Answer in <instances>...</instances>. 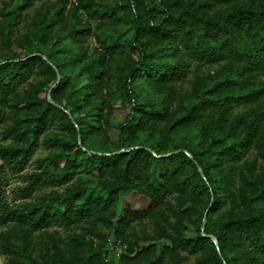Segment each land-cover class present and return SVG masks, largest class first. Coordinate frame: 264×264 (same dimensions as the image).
Here are the masks:
<instances>
[{"label": "trees", "instance_id": "trees-1", "mask_svg": "<svg viewBox=\"0 0 264 264\" xmlns=\"http://www.w3.org/2000/svg\"><path fill=\"white\" fill-rule=\"evenodd\" d=\"M20 1L1 12L0 45L8 50L0 53V135L10 142L0 144V160L20 172L43 139L52 153L38 159L21 192L62 190L18 206L0 194L9 264H115L103 250L106 233L124 245L116 264H187L190 256L196 264H264V0H80L87 18L100 22L94 32L69 0H55L18 35L34 0ZM88 34L100 48L73 52L70 43ZM193 61L219 67L181 94L177 84ZM70 64L79 65L74 75ZM115 71L126 87L165 93L118 102L110 91ZM35 73L44 76L38 84L30 82ZM119 105L130 110L114 148L106 130ZM239 105L250 107L235 114ZM131 191L148 207L121 212ZM144 221L151 234L136 228ZM61 225L82 226L103 242L94 247L78 233L60 241L47 228Z\"/></svg>", "mask_w": 264, "mask_h": 264}, {"label": "rangeland", "instance_id": "rangeland-1", "mask_svg": "<svg viewBox=\"0 0 264 264\" xmlns=\"http://www.w3.org/2000/svg\"><path fill=\"white\" fill-rule=\"evenodd\" d=\"M10 0H0V22L4 20V16L1 14L2 10L4 8H7L8 2ZM21 2L20 0H18ZM55 0H34L33 4L28 7L23 12V21L22 23L17 27V31L15 32L18 35H22L27 32L28 26L30 22L32 21L33 17L37 13V11L44 7L47 2H54ZM96 4L106 5L113 3L117 0H93ZM80 0H69L68 1V8H76L79 15L84 19L87 20L92 27V31L94 32L95 29L98 27V24L100 23L97 19H89L87 18V15L85 14L84 10L79 6ZM99 42L96 39V36L94 34H88L84 41L81 44H73L70 43V47L73 50V52L80 54L83 51H87L88 54H93V52L96 49H99L100 47ZM8 47L1 44L0 45V53L7 52ZM126 51H128L126 49ZM79 65L72 66L71 64L67 66V69L69 71L70 75H74V72L77 70ZM218 64H202L198 61H193L189 70V73L187 77L177 84V91L181 94H187L190 93L193 88V81L196 77L200 75L207 74L209 72H212L216 69H218ZM44 79V76L41 73H35L32 78L30 79V82H33L35 84H38L41 80ZM260 79L264 81V74L260 76ZM26 87L28 85L26 84ZM25 87V88H26ZM110 91L112 96H115L118 100V102L124 101L127 102L129 99L137 98L139 100H157L159 99L165 92L164 91H157L153 88H149L146 85L136 83L133 87H126L124 83V78L121 76V74L118 71L113 72L112 82ZM44 94V93H43ZM180 98H176L173 101V107H177L179 103ZM250 107V105H239L236 106L233 109V112L239 113L247 110ZM130 110V107L125 108L122 106H118L115 110V114L112 118V123L109 128H107V139L108 142L111 145V147L116 148L117 142H118V127L120 124L124 121L128 111ZM203 119H206L207 116H203ZM57 130L61 131L60 126L57 124ZM59 126V127H58ZM192 130V129H190ZM190 130H187L190 131ZM191 132V131H190ZM192 134V133H191ZM190 134V135H191ZM99 136H97V140H99ZM10 142V139H3L0 135V144H8ZM52 153V149L49 148L45 143L44 140L41 139V142L34 152V155L32 156V159L29 163V165L22 171L16 172L12 168L3 166L1 160H0V194L3 196V201L8 203L10 206H18L22 205L26 201L35 202L39 199V197L45 193L50 192L53 189L62 190L61 187H54V186H41L38 189L34 191V193L30 197H24L21 192V187L25 186L29 182L28 174L31 172L37 170V163L39 158L46 157L48 154ZM167 157V156H166ZM2 200H0V203ZM149 200L138 194L135 191H131L126 193L121 201V212L125 206H130L131 208L135 210H143L148 207ZM1 205V204H0ZM188 229L187 232H192L195 227L197 226V221H188L187 222ZM141 227H145L146 231L148 233H152L153 228L152 224L149 221H144L142 224L138 223L136 228L140 229ZM50 232L56 233V236L58 240L65 241L68 239L70 235L73 233L83 234L87 240L94 246L99 248L102 244V240L98 235H95L92 233V231L83 228L82 226H51L47 228ZM7 230V226L4 224H0V233L2 231ZM42 231L37 232V234H40ZM109 236V240L107 241L106 245L103 247L104 252L106 253V256L108 260L111 263H118L120 253L122 251V248L124 245L119 242L115 238L114 235L111 233H106ZM152 242L157 243L158 245L163 243V240H153ZM142 244L146 245L147 243L142 242ZM0 264H9V256L4 253L0 247ZM187 264H196L195 260L192 256H190L187 260Z\"/></svg>", "mask_w": 264, "mask_h": 264}, {"label": "water", "instance_id": "water-1", "mask_svg": "<svg viewBox=\"0 0 264 264\" xmlns=\"http://www.w3.org/2000/svg\"><path fill=\"white\" fill-rule=\"evenodd\" d=\"M130 149H132V148H129V149H123V150H121V152L122 151H128V150H130ZM150 150V152H152L153 154H155V155H157L153 150H151V149H149ZM183 152H185L186 154H188L189 156H191V154L188 152V151H186V150H182ZM117 153H119V152H117ZM170 154H172V153H168V154H164V155H157L158 157H166V156H168V155H170ZM198 167H199V169H200V166L198 165ZM207 214H208V210L206 211V214H205V217H204V220H203V223H202V227H201V229H202V234L203 235H206L205 234V226H206V222H207ZM213 238V241L215 242V243H217V241H216V239L214 238V237H212Z\"/></svg>", "mask_w": 264, "mask_h": 264}]
</instances>
